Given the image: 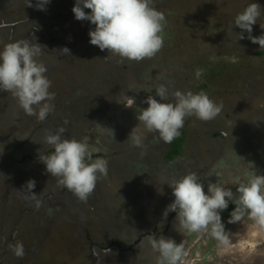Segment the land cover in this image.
<instances>
[{
  "label": "rangeland",
  "instance_id": "rangeland-1",
  "mask_svg": "<svg viewBox=\"0 0 264 264\" xmlns=\"http://www.w3.org/2000/svg\"><path fill=\"white\" fill-rule=\"evenodd\" d=\"M260 1L264 3V0ZM31 3L33 6L29 7L28 0H0V24L4 25V27H0V46L4 43L18 40H29L32 43L36 42L42 45L38 60L47 67L46 73H49L46 75L51 81L50 91L54 89V99L49 102L52 105V110L47 118L39 122H46L45 128L50 132H52L51 130L54 129V126V130L61 127L64 128L63 138L65 139L85 140L88 144L92 141V147L104 149L105 153L102 157L108 161L107 175L98 179L96 187L89 197L94 200L97 198L102 200V203H106L107 199L100 198L102 196L101 192H106L107 195H110L111 192H114L113 188L116 186L117 191L114 194V200L117 201L116 204L125 210V212L120 217V209L116 211L118 218L115 219L113 225V227L117 226V228H114V233L111 232L110 228L102 227L103 225L96 220L80 218L81 212L77 214V217L73 218V225L69 221L68 214L66 216L55 214L53 211V196L54 200L57 197H62L59 191H62L64 196L70 197L71 195L67 192V188L59 185L58 178L52 177L46 170L38 177L25 175L24 172L28 171L31 166H41V156L46 152L42 148H47L48 151L53 148L45 143V132L44 135L42 133L41 135H37L39 140L36 141V147L28 146L27 148V140L23 141L20 147L18 139L21 136H26L22 134L28 131L30 124L35 126L32 129L33 135L40 124L37 125L38 120L36 116H30L29 122L23 125L27 116L19 107L21 111L19 114H23L24 118L23 124L19 126L15 125L14 132L9 130L7 133L0 135V153H2L0 154V264H131L123 254V247L121 246V244L124 245L126 243V233L128 235L142 231L151 233L149 230L159 225L161 214H163L167 205L170 204L169 200L174 199L171 188L167 183L181 176L177 175L176 171L174 175H170V181L166 182L164 181L165 178H162L163 175L157 173L162 170V167L159 166L161 162L157 155V151L159 150H157V145L153 144L154 140L148 144L156 135L158 145L163 144L157 133L145 132L144 147L148 145L142 151V148L127 146V144L119 142L118 138L121 129L118 131L119 135H113V138L112 135H101L103 133L101 127L93 133L96 126V118L102 117V113L110 110L109 103L116 99V95L121 91L123 92L121 96L123 94L128 96L133 95L134 97L138 95L133 90V87L137 85H139L138 91L145 92L144 94L147 97L148 95L153 96L154 92H156V87L164 84L169 89L166 102H174L172 95L174 91L180 90L183 92L192 90L194 79L191 75L185 76L183 74L185 73L183 71L190 73L193 71L192 62L207 61L216 63L223 59V69L220 67V71L225 70L227 66L228 69L239 70L238 77L243 78L244 59L239 55L243 51L236 50V48L240 49L244 46L246 49H250L254 61L264 63V56L260 57L256 55V51L263 50L264 47L260 45L258 47L251 46V44L255 43L253 42L254 38H264V30L252 29L251 33L243 30L236 32L228 31L230 29L227 25L230 11H235L234 9H237L239 6L236 0H152V6L161 11L166 17L163 32V47L151 58H145L141 61H130L122 59L111 52L108 53L107 50H104L102 52L103 57H100L99 51L101 50H97V46L92 44L85 45L84 42H81L82 39L87 40L89 38L88 32L94 28V25H91L86 20L78 21L74 18V14L71 11L74 0H51L44 11L36 9V0H31ZM242 8L244 9L245 7ZM85 11L90 12L89 9H85ZM200 20H204L207 23L203 24ZM193 22L196 24L195 26ZM49 26L53 27L54 35ZM241 32L244 38L235 41L234 37L238 36L237 34ZM246 37L249 38L247 41H245ZM224 43L233 45V50L235 51L228 50ZM255 44L258 45V43ZM65 47H70V53L63 50ZM256 65L257 69L261 66V64ZM105 71L108 72L106 73ZM101 73H104L105 76H101ZM246 73L256 74V71L250 69L245 71ZM58 75L61 78H63V75L66 76L65 80L62 81L61 78H58ZM181 75L183 80L180 79ZM55 78H58L59 82L55 81ZM186 79L188 80L184 82ZM142 82L143 84H141ZM256 82L259 84V81ZM57 83H60L62 87L61 96V88L55 89L58 85ZM126 84H129L132 90H127L126 88L130 86ZM150 84L152 85L151 87H149ZM209 85H211L209 92L214 87L213 92L220 93L214 96V101L222 105V110L216 116V120L203 121L195 116L186 117V120L187 118L192 119V117L199 120L197 124L199 125V133L201 134L203 131L224 123L228 120V116H230L233 119L230 122L232 127L230 132L238 129L242 117V108L237 114L231 112L232 108L236 104L241 106L240 100L244 101L251 98L252 88H246L244 93L242 92L243 94L240 93L239 99H236L234 96H230L228 90L225 91L227 87L233 86L227 83L226 75L222 74L213 78ZM101 86L103 88L110 87L109 92L100 91L98 87ZM92 87H96L95 90L97 92L93 90L96 96H93L89 100L87 98L92 95L89 89ZM80 89L81 91L79 92ZM257 89L258 91L260 90L259 85H257ZM72 90L83 96H76L71 92ZM0 93L8 100H16L9 92L0 91ZM117 99L120 100V97ZM1 100L2 98H0ZM143 104L139 102L138 107L133 109L135 115L139 113L140 109L147 107ZM9 105L6 100H3V103L0 102V122L3 118L7 121L11 114L8 112L17 105V100ZM226 105L229 107V110ZM114 117H117V115H114ZM105 119L104 117L101 120L103 124H107ZM133 123L137 125L136 121H133L131 129L133 128ZM140 127L142 128L143 126L140 125ZM202 134L193 135L192 139L188 142V146L191 148L193 154V156L191 153L189 154L191 157L198 158L201 155L206 158L204 160L205 168L203 169L201 166L197 167L195 173L201 179L203 178L202 182L205 184V191H207L208 182H227L230 176H235V174H229L230 170L224 169L225 172L223 170H213L212 173H207L206 175V171L219 166L217 161H222L223 154L222 147L219 155L209 145L206 136ZM33 135L30 132L28 136L32 137ZM96 135H100L97 140L94 139ZM7 136L10 137V140ZM122 136L125 139L128 138V135ZM235 145L232 147H228L227 144L225 145L228 152L227 161L229 169L230 167H239L241 163V158L235 156L241 152L239 148H242V146L239 141H236ZM40 146L42 148H38ZM244 147L248 151V156L242 160L244 161L249 157L251 162V167L249 165L247 167L248 171L264 175V148L260 151L259 149L252 151L251 146L245 144ZM30 149L36 150V153L34 152L32 155ZM39 149L42 152H39ZM16 150H21L23 155L21 154L18 157ZM24 150H26L25 153H23ZM142 154L145 156L149 154L154 155L157 160L155 167L159 166V168L153 169V171H156L154 180L146 183H136L134 178L137 177L141 167L145 165L150 167L146 163V158L142 157ZM212 156L216 164L211 161ZM141 158L143 162H141ZM16 161L18 162L16 163ZM194 161L195 164H199L196 160H192V162ZM4 165L7 167V170L5 173H1ZM12 166H15L17 170L15 174H17L16 180L19 185L12 182L13 176L12 174L10 175L12 171L10 167ZM252 169H255V171ZM179 171L178 173L180 174ZM29 180L35 181V187L32 189V192L36 194L34 199L33 193L25 187L26 182ZM53 182L56 183L53 185ZM40 185L46 186L45 189L48 191L42 197L38 195V192L42 188ZM160 186L163 188L158 192L156 189ZM225 186L235 192V185L225 183ZM16 188L20 189V199L11 190ZM138 196H141L140 203L142 210L136 209L127 212L126 210L128 209L136 208L135 201ZM89 197L86 200L89 202L86 203L87 205L91 204ZM99 204L101 203H94L95 210ZM69 206L74 209L83 207V205H77L76 203H71ZM37 214H41V217ZM85 214H91L90 209L86 210ZM44 218L48 224L45 227L40 225L37 231L36 227L39 221ZM78 220L81 222H78ZM154 220L156 221L152 222ZM162 221H165V219L162 218ZM174 221L176 222V219ZM16 222H18L17 225ZM75 224L78 227L82 226V228L79 230L74 229ZM85 228L91 231L92 238H95L93 239L94 241L84 238ZM250 229H252L253 233H248ZM239 230L242 233L238 237L240 241L233 237L230 239L231 243L228 245H219L207 233L199 237L197 234L194 235V233L181 234L176 229L173 234L179 242H184L187 239L190 243L194 241V244L195 239L198 237V242H196L197 251L193 248L190 252L191 254L185 257L188 260L194 256L200 257L199 252L207 253V247L210 253L216 251V255L223 259L225 258V254L222 251L228 249L227 254L232 256L230 259L235 260L237 264H239V261H242L243 264L244 259L248 258L251 254L253 256L256 254L257 258L261 257L264 260V229L258 228L254 221H249L248 219H241L229 226H225V231L229 234H233ZM99 235L101 237L97 238ZM11 236L14 238V242L10 240ZM17 243H21L24 247L23 256H16L12 247H10ZM260 243L262 246L256 248ZM185 245L188 246L189 244ZM92 249L96 253H92L95 256L89 254L90 258L86 260L83 255ZM149 255L150 253H148L147 258ZM142 256H144L143 252Z\"/></svg>",
  "mask_w": 264,
  "mask_h": 264
},
{
  "label": "clouds",
  "instance_id": "clouds-1",
  "mask_svg": "<svg viewBox=\"0 0 264 264\" xmlns=\"http://www.w3.org/2000/svg\"><path fill=\"white\" fill-rule=\"evenodd\" d=\"M236 1L239 6L237 9H234V12L236 13L229 14L227 25L228 28L237 26L241 30L229 29L228 31L236 32L243 30L251 33L252 29L264 30V26L259 24L264 22V3L260 0H245L243 3H241L242 0ZM50 2L51 0H36L35 7L37 10L44 11ZM28 6H33L31 0H28ZM240 7L245 8L242 11H237ZM85 9H89L90 12H86ZM71 11L76 20H86L91 25H94V28L90 29L88 32L90 38L89 42L90 44L97 46L101 51L107 50L108 53L111 52L122 59L130 61H141L145 58L155 56L163 47V32L166 17L161 11H158L152 6V0H74V5ZM232 19L234 20L233 23ZM200 21L203 24L207 23L204 20ZM193 25L195 26L196 24L193 22ZM0 27H4V25L0 24ZM49 29L54 35L55 32L53 27L49 26ZM237 35L238 36L234 37L235 41L244 38L242 32ZM248 39L249 38L246 37L245 41ZM253 42L258 43V45L255 43L251 44L253 47H258L259 45L264 47V38H254ZM226 45L228 46V50L235 51L233 50V45L228 43H226ZM41 46L42 45L39 43H32L29 40L8 42L0 46V91L11 93L18 101L19 107L27 115L37 117V125H40H38L37 129L34 131L35 136L32 133V129L35 126L30 124L28 131L31 132L33 136L29 137L26 135L25 137H19V145L21 147V143L27 140V148L28 146L36 147V141L39 140L37 135H41V133L44 135L45 132L46 136L44 137V141L53 149L48 151L47 148H42L41 146L38 147L42 148L43 151H46L45 154L41 156V166H35L36 168L31 166L28 171L34 173L36 176H40L42 172L46 170V172L52 177L58 178L60 186L67 188V192L70 193L71 196H63L62 199L56 200L52 199V202L54 203L53 211L58 216H66V214H68L69 221L73 225V218L77 217L79 212H81L80 218L89 219L90 216L98 215L108 205L112 206L115 211L121 207L117 205V201L114 200V194L117 191L116 186L113 188L114 192H111L110 195H107L106 192L102 193L100 191L102 195L100 198L107 199L106 203H102V200L97 198L94 200L89 197L94 191L98 179L107 175L108 161L102 157L105 153L104 149L99 150L92 147V143L89 145L85 140L65 139L63 138V133L65 132L64 128L61 127L55 130L56 132H50L45 128L46 122H39L44 121L47 118L52 110V105L49 102L54 99V90L52 89V92L50 91L51 82L46 76L47 67L38 60V57L41 54ZM63 50L69 53V49L66 47L63 48ZM236 50L243 51L239 54L241 58L244 57V55L249 56L252 59V63L261 64L259 69L264 70V63L255 62L254 57H252L250 53V49L248 50L243 46L240 49L236 48ZM261 51L262 53H260ZM263 53L264 49L256 51V55L260 57L264 56ZM243 65L244 67H247L251 64L244 59ZM257 72L258 71H256V73ZM202 75L203 71L197 69L194 72V79L199 80ZM101 76H103L102 73ZM63 77L64 81L65 76L63 75ZM95 88L96 87H92V90L89 89V92H97ZM98 88H100V91L104 92H109L110 89V87L103 88L102 86ZM121 93L123 92L121 91L116 95L117 98L120 97V100L116 98L109 103L110 110L102 113L103 118L108 117L105 116L106 113H109L112 116L117 112L119 115L126 114V116L128 114H134L133 109L136 108L134 103L135 100L140 102V94L134 97L133 95L128 96L126 94L121 96ZM74 94L76 96H83L78 92H74ZM168 94L169 89L164 84H160L156 87L155 96L148 95L146 97V95H144L142 99L147 107L140 109L139 113L136 115V123L137 121L138 123L137 125L133 123V128L129 132L128 138L125 139V141L121 134H127L126 130L121 131L120 135L118 131H111V133H109L107 132L108 124H104L102 127L103 133L101 135H112V138L113 135H119L118 140L120 143H125L127 146L131 147L142 148L143 151L152 140H154V145H157V147L159 146L156 135L154 139H151L144 147L143 141L145 139V132H155L163 142L171 143L179 136V130L184 126L186 117L195 116L200 120L208 121L214 119L222 110V105L217 104L203 91L194 93L191 90L183 92L176 90L172 93L174 102H166ZM156 97H158L159 100H157ZM241 108L242 117L238 129L230 132V129H232L230 122L233 121V119L228 116V120L222 124L224 128L223 131H226L225 133H228L230 137H224L222 139H224L223 141L230 143L232 146H236L235 142L239 141L242 146V148H239L241 149L240 154H244L247 152L244 145L251 146V143L259 137L254 126L257 117H264V101L255 109L245 107L242 104L241 106L236 104L231 112L237 114ZM227 109L229 110V107H227ZM125 119L127 124L129 120H131V123L133 122L128 116ZM140 125L143 127L141 128ZM197 126L199 127L198 124ZM128 127L131 128V124ZM47 131L49 132L46 133ZM205 132L206 131H203L202 135H205ZM99 136L100 135H96L94 139L97 140ZM205 136L208 142L213 141L210 135ZM7 138L9 137L7 136ZM121 138H123V141H121ZM260 147H263V142L260 143ZM42 150L39 149V152H42ZM25 151L26 150H24L23 153H25ZM35 151L36 150L30 149L31 154ZM21 152V150H16L18 157L21 156ZM47 153H49V155ZM93 155L97 156L93 158ZM149 155L150 157H153L146 162L150 167H147L146 165L141 167L137 177L134 178V181L136 183H146L150 180H154L153 178L156 171H153V169H157L159 166L162 167V170L157 173L162 174V178L168 177L170 179V175H174L177 171L176 174L181 177L173 179L170 183H167L171 188L174 199L167 205L162 214L163 217L166 218L169 212L175 213L177 223L173 218L169 233L164 235H161V232L164 229L160 231L159 235H157L155 229H153L154 227L150 231L153 233V236L151 237L143 236L146 234L145 231L131 234L129 236V241L126 240L124 245L121 244V246L127 250V253L124 255L129 259V262L134 261L136 258L142 259V256L139 258L137 254L138 252L144 251L146 264L150 258L153 261V252H156L157 254V264H188L191 260H194L195 264H199L203 259L205 252H199L200 257L194 256L189 260L188 258H185L191 254L190 252L193 248L196 250L198 237L195 239V244L194 241L191 242V250L190 252H187L183 243L177 244L174 241L176 238H173V232L177 229L181 233H194L199 237H202L200 235L207 233L210 234L219 245L230 244L231 240L229 233L225 231V226L221 219V212L228 208L230 202L235 205L230 214V223L233 224L234 222H238L243 216L247 215L249 219L255 222L258 228L264 229V175L248 171V165L251 167L249 157L244 160L245 163H242L241 167L230 168L229 174L234 173L235 176H230L227 182H208L207 191H205V184L193 171L194 169L190 170L186 168L185 165L180 168L174 166V169H172L166 165L165 162H161L158 167H155L157 160L154 155ZM163 155L164 151L159 155V159H161ZM147 156L148 155L145 156L142 154V157ZM141 162H143L142 158ZM225 162L226 164H223L220 167V170H223V172H225L224 169L228 168V161L225 160ZM54 183L56 182H53V185ZM225 183L235 185V192L231 188L226 187ZM25 187L33 193L32 189L35 187V181H27ZM160 189H162L161 186L157 188L158 192ZM14 193H16V196L20 199V189H16V192ZM35 196L36 194L33 193V199ZM88 197L91 199L89 200L91 204L87 205L86 203H89L86 201ZM76 199L79 200V203H76L77 205H83L80 209H74L69 206L71 203H75ZM59 200L62 201L61 204H58ZM96 202H100L101 204L97 205V209L95 210L94 203ZM135 206L136 208L128 209L126 211L128 212L136 209L142 210L140 200L138 203L135 201ZM88 209H90L91 214H85V211ZM96 211L97 213L94 214ZM120 211V217H122L125 210L122 209ZM58 212L62 214H59ZM37 215L41 217V214ZM79 221L80 220H78V222ZM46 222L47 220L45 218L40 220L36 230L38 231L40 225L45 227L48 224V222ZM114 222L115 219H110L100 223L103 225L102 227H108L111 232L114 233V228H117V226L113 227ZM75 225L74 229L79 230L82 228V226L78 227L77 224ZM100 230L104 232L102 229ZM85 231L88 232L89 229L85 228ZM240 235H242V233ZM261 246L262 244L260 243L256 248ZM10 247H12L16 256H23L24 247L21 243H17ZM133 252H135L134 255H136V257L133 258V260H130L129 256ZM150 252L151 256L145 258V255ZM207 253L210 252L207 250ZM213 253L217 252L214 251ZM255 255L253 256L251 254L245 260L249 259L252 263L254 259H257V255ZM254 264H256V262Z\"/></svg>",
  "mask_w": 264,
  "mask_h": 264
},
{
  "label": "trees",
  "instance_id": "trees-1",
  "mask_svg": "<svg viewBox=\"0 0 264 264\" xmlns=\"http://www.w3.org/2000/svg\"><path fill=\"white\" fill-rule=\"evenodd\" d=\"M244 1L245 0H242L241 3H243ZM242 10H243V8L240 7L237 11H242ZM232 13H236V12H234V11L233 12H230V14H232ZM233 21L234 20L232 19V23H233ZM199 23H201V22L199 21ZM259 24H261V25L264 26V22H261ZM230 30H241V29L236 26V27L230 28ZM224 44H225V47L228 49V46L226 45V43H224ZM263 55H264V53H263ZM242 58L243 59H246L251 64V65H249L247 67H244V74H243L244 76H243V78L238 77L239 70L228 69L227 66L225 67V70L220 71L221 70L220 67L222 68V64H224V61L221 58H220L221 61L220 62H216V63H210V62H207V61H202V62L200 61L199 63L198 62H192L191 64H192L193 71L191 73L190 72H187V71H183V72H185L183 74H185V76L191 75V77L194 79V72L197 69H201L203 71V75L200 77L199 80H197V79H194L193 80V82H192V90L191 91H193L194 93H198V92L203 91L213 101H214V96H217L220 93L213 92V88L214 87H212V91L209 92V89H210V86H211V85H209V83L212 82V79L213 78H216L217 76H220L222 74L223 75H226L227 83L233 85V86L227 87L225 89V91L228 90V93H231L230 96H234L236 99H239L240 93H242V92L244 93V91H245L246 88H252V97L249 98L248 100H244V101L240 100V101H241V104L243 106L249 107L251 109H255V108H257L259 106V104L261 102L264 101V70H260L259 69L260 67L257 69L256 68L257 65L254 64V63H252V59L249 56L244 55V57H242ZM213 65H216V66H213ZM170 67H171V65H170ZM250 69L253 70V71H258V72L256 74H249V73H246L245 74V71H248ZM234 72H236V73H234ZM180 79L183 80L182 75L180 76ZM187 80L188 79L184 80V82L187 81ZM256 81H259V84H257ZM147 82H149V81H147ZM184 82H182V83H184ZM141 84H143V82ZM257 85H259V89H260L259 91L257 89ZM138 86L139 85L133 87V90L134 91L139 90ZM129 89L132 90V87L130 86ZM152 89H154V88H152ZM61 91H62V89H61ZM51 92H52V90H51ZM155 95H156V92H154V95L153 96H155ZM156 99L159 100L157 97H156ZM241 99H242V95H241ZM143 105H145V107L147 106L145 103ZM225 130H226V128H225ZM214 131L215 132L213 134L211 133V135H210L211 138L213 139V141H209V145L211 147H213L217 151V153H220L221 152V147H222V154H225L226 157H227L228 156V152H227V149H226L225 145L227 144L228 147H232V145L230 143H227L225 141H222V136L220 135V131H217V130H214ZM223 132H226V131H223ZM262 134H264V132L261 133V135ZM192 137L193 136L187 135L186 130H185V126H183L179 130V136L177 138H175L171 143H165V142H163V144H161V145H159L157 147V150H159V151H157V155L158 156L164 151L163 157L161 159H159L160 162H165L167 164V163H169L168 160H172L173 162L170 163V164H173V167H171L172 169H174V166H178L180 168L183 165H185L186 168H188L190 170L194 169L193 170L194 172L196 171V168L197 167H200V166L203 167V169H204L205 166H206L205 165V162H204V160L206 159L205 157H202L200 155V156H198V158H194V157H191L189 155L190 153L192 154V151H191V148H189V146H188V142H189L190 139H192ZM262 142H263V147H264V138L262 139ZM47 154L49 155V153H47ZM96 156L97 155H93V158H95ZM187 156H188V158H187ZM192 156H193V154H192ZM192 160H196L200 165L199 164H195V161L192 162ZM211 161L216 164V161L213 159V156H212V160ZM17 162L18 161H16V163ZM10 168L12 170L10 172V175L12 174V176H13V178L15 180V178H17V174H15L16 168H15V166H12ZM6 170H7V167L4 165L2 167L1 173H5ZM15 183H16V181H15ZM16 189H11V190H13V192H16ZM59 194L62 197H57L56 199H62L63 198L64 193L63 192H59ZM16 195L17 194L15 193V196ZM52 199H54V196H53ZM61 202L62 201L59 200L58 201V204H61ZM234 207H235V205L231 203L228 206L227 209H225V210H223L221 212L222 216L226 217V215L228 214V211L232 212V210L234 209ZM173 216H174V213H173ZM174 218H175V216H174ZM120 220H122V219L120 218ZM17 223L18 222H16V225H17ZM170 229H171V223H167V226L161 232V235H164L166 233H169ZM75 234L77 235L76 232H75ZM129 236L130 235H128L126 233L125 238L128 241H129ZM143 236H145V237H149L150 236L151 237V236H153V233H146ZM10 240H12L13 242L15 241L14 238H12V236L10 237ZM93 250L94 249L89 250V251H87L83 255L86 260L90 257L89 254ZM122 252H123V254H126L127 253V250L123 248L122 249ZM134 254H135V252H133L129 256L130 257V260H133V258L136 257V255H134ZM155 254H156V252H153L152 253L153 256H155Z\"/></svg>",
  "mask_w": 264,
  "mask_h": 264
},
{
  "label": "flooded vegetation",
  "instance_id": "flooded-vegetation-1",
  "mask_svg": "<svg viewBox=\"0 0 264 264\" xmlns=\"http://www.w3.org/2000/svg\"><path fill=\"white\" fill-rule=\"evenodd\" d=\"M83 37H84V35H83ZM89 38H87V40H85V39H82L81 40V42H84L85 43V45H89L90 44V42H89V40H88ZM67 49H70V47H66ZM97 50H99V48H97ZM102 52L103 51H99V53H100V57H103V55H102ZM69 53H70V51H69ZM55 69V68H54ZM56 71H58V70H56ZM106 73L108 72V71H105ZM49 73V72H48ZM48 73H46V74H48ZM102 75L103 76H105V74L104 73H102ZM47 76V75H46ZM58 78H61L60 77V75H58ZM58 78H55L56 80L55 81H58L59 82V80H57ZM64 78V77H63ZM63 78H61V80L63 81ZM65 78H66V76H65ZM51 82V81H50ZM58 84V83H57ZM126 85H128V86H130L129 84H126ZM152 85H149V87H151ZM59 88H61L62 89V87L60 86V83L55 87V89H59ZM127 90H129V87H127L126 88ZM54 90V89H53ZM72 93H74L73 92V90L71 91ZM137 92V94H140L139 96H141L140 97V102L141 103H143V97H144V95H146V94H144L145 92H143V91H136ZM53 93H54V91H53ZM229 94H231V93H229ZM62 95V91H61V93H60V96ZM93 96H96V93H92V95H91V97H93ZM91 97H88L87 99H89L90 100V98ZM0 98H2V100L0 101V102H2L3 103V100H6L10 105L11 104H13L16 100L14 99V100H12V99H7L4 95H2L1 93H0ZM9 105V106H10ZM60 106V105H59ZM8 113H11L10 115H9V117H8V119H7V121H5L4 120V118L1 120V122H0V135H3L4 133H7V131H15V125L16 126H19V125H22L23 124V120H24V118H23V114H19V113H21V111H20V108H19V104H18V101H17V105L11 110V111H9ZM25 115L27 116V118H26V120H25V122H24V124L23 125H25L26 123H28L29 122V120H30V116L29 115H27L26 113H25ZM214 120H216V117L214 118ZM198 121L199 120H196L195 118H193L192 117V119H190V118H187V120H186V118H185V122H184V126H185V130H186V133H187V135H190V136H193V135H201L200 133H199V127L197 126V123H198ZM224 124V123H223ZM223 124L222 123H220V125H219V127L218 126H215L214 128H212V129H209V130H207L206 132H205V135H211V133L213 134L215 131L214 130H217V131H220V135L222 136V138H224V137H227V138H229L230 136H229V134L228 133H225V132H223ZM264 117H257V120H256V122H255V126H254V128H255V130H256V133L258 134V135H260L254 142H252L251 143V149H252V151H257V149H259V151L260 150H262L264 147H260V143L262 142V139L264 138V134H262L261 135V133H263L264 132ZM226 128V127H225ZM52 132H55V130L53 129V130H51ZM49 131H47L46 133H48ZM10 135H16V134H10ZM22 135H30V132L29 131H27L26 133H24V134H22ZM32 135V134H31ZM225 135V136H224ZM10 138V137H9ZM8 138V139H9ZM10 140V139H9ZM224 139H222V141H223ZM6 149V148H5ZM219 155H220V153H218ZM248 155V151L246 152V153H244V154H240V153H238V155H236V157H240L241 158V160H240V162H242V163H245L242 159H244L246 156ZM222 161L220 162V161H217V164H219V166L218 167H216V168H212V169H210L211 170V172H209V171H206V175H207V173H212L213 172V170H220V167L223 165V164H226V162H225V160L227 161V157H226V155L225 154H223V159H221ZM224 161V162H223ZM168 162L169 163H167L166 165H168L169 167H173V164H170L171 162H173L172 160H168ZM261 163V162H260ZM263 165V164H262ZM257 169V168H256ZM16 171V170H15ZM253 171H255V169L253 170ZM256 171H259V170H256ZM25 173V175H32V176H34V177H38V176H36L34 173H30V171H27V172H24ZM203 179V178H202ZM14 181H16V183H18V181L16 180V178H15V180H14V178H13V183H14ZM165 181L166 182H169L170 181V179L168 178V177H165ZM18 185H19V183H18ZM42 188L40 189V191L38 192V195H39V197H41L44 193H47L48 191L45 189V187L43 186V185H40ZM163 188V187H162ZM157 190V189H156ZM162 189H160V191H161ZM169 202L171 203L172 202V199L171 200H169ZM231 204V202L229 203V205ZM230 214H231V212L230 211H228V214L226 215V217H224V216H222V214H221V219H222V223L224 224V226H229V225H231L232 223H230L229 222V220H230ZM174 216H175V213H174ZM174 216H173V212H169L168 213V215H167V217L166 218H164L163 217V215L161 214V219H159L160 220V223H159V225H157V226H155L153 229H155V232L157 233V235H159L160 234V231H162L164 228H166V226H167V221H168V223H171L172 222V220H173V218H174ZM162 218L163 219H165V221H162ZM89 219H94V220H96V221H98V222H103L104 221V219H101V218H99V217H95V216H90L89 217ZM243 219H248L249 221H253V220H251V219H249V217L247 216V215H245V216H243V218H242V220ZM156 220H154V221H152V222H155ZM161 224H163V225H161ZM152 225V224H151ZM231 229V228H230ZM151 230H149V232H150ZM248 233H253L252 232V229H250V230H248ZM240 234H241V232H240V230L238 231V232H235V233H233V234H229V236H230V239L231 238H235V239H238V237L240 236ZM195 235V234H194ZM239 240V239H238ZM240 241V240H239ZM208 249H206V251H207ZM92 253H94V254H96L95 253V251L93 250L92 252H90V254H92ZM143 253L145 254V252L143 251ZM222 253H224L225 255L228 253V249L226 250V251H222ZM94 254H92V255H94ZM95 256V255H94ZM90 258V257H89ZM257 260H258V258L257 259H254V261L251 263V261H249V263L248 264H254L255 262H256V264H264V260H262L260 257H259V260H260V262L258 261L257 262ZM233 262H235V261H233ZM247 262H248V259L247 260H245L244 259V261H243V264H247ZM131 264H146V262H145V259H144V256H142V259H138V258H136L134 261H132V262H130ZM236 263V262H235ZM125 264V263H124ZM239 264H242V261H239Z\"/></svg>",
  "mask_w": 264,
  "mask_h": 264
},
{
  "label": "water",
  "instance_id": "water-1",
  "mask_svg": "<svg viewBox=\"0 0 264 264\" xmlns=\"http://www.w3.org/2000/svg\"><path fill=\"white\" fill-rule=\"evenodd\" d=\"M139 102H137L136 100H135V103H134V106L135 107H138V104ZM144 103V102H143ZM115 115H117V117H114V116H112V115H110L109 113H106L105 114V116H108V117H105L106 119H105V122L108 124V126H107V132H109V133H111V131H119L120 129H121V131L122 130H126V132H127V134H129V132L131 131V128L130 127H128V126H130V124H131V120H129V122H128V124L126 123V117L128 116V118H130V119H132L133 121H136L137 119H136V115L135 114H128L127 116H126V114L125 115H119V113L117 112V113H115ZM101 120H103V117H98V118H96V126H95V130H94V132L93 133H95L96 132V130L97 129H99V127H103L104 126V124H103V122L101 121ZM101 124V125H100ZM126 127V128H125ZM125 128V129H124ZM92 133V134H93ZM94 140V139H93ZM121 141H123V138H121ZM124 141H125V138H124ZM92 143V141L89 143V144H91ZM102 148H100L99 150H101ZM229 166V165H228ZM242 166V162L240 163V165H239V167H241ZM231 168V167H230ZM227 170L229 171L230 169L229 168H227ZM75 203H79V200L78 199H76L75 200ZM181 234H183V233H181ZM186 235V234H185ZM179 236V235H178ZM173 238H176V240H174L177 244H179V243H183L184 244V246H185V249L187 250V252H190V250H191V243H190V241L189 240H187V239H185L186 241H184V242H179L178 240H177V237H175V236H173ZM185 244H189L188 246H186ZM153 252V251H152ZM150 254H151V252H150ZM138 257L140 258L141 256H142V252H138ZM147 255L148 254H146L145 255V258H147ZM227 255V257H225L224 259L222 258V257H220V256H217L216 255V253H205L204 254V256H203V259L201 260V262L199 263V264H237V263H235V262H233V261H235V260H232V259H230L232 256H229V254H226ZM236 255V254H235ZM149 256H151V255H149ZM129 259L127 258V261H128ZM230 260V261H229ZM147 264H157V254H155V256H154V259H153V261L151 260V258L148 260V262H147ZM188 264H195L194 263V260H191V261H189L188 262Z\"/></svg>",
  "mask_w": 264,
  "mask_h": 264
},
{
  "label": "crops",
  "instance_id": "crops-1",
  "mask_svg": "<svg viewBox=\"0 0 264 264\" xmlns=\"http://www.w3.org/2000/svg\"><path fill=\"white\" fill-rule=\"evenodd\" d=\"M121 135H128V134L122 133ZM145 158H146V162H148V160L149 159H152L153 157L152 156L150 157V155H148ZM144 171H146V170H144ZM139 200H140V196H138L136 198L137 203H138ZM120 210H122V208H120ZM95 217H99V218L104 219V221H108L110 219H116V218H118V213L115 211V209L112 206L108 205L98 215H95ZM83 236H84L85 239H88V238H89V240L92 239V241H94L93 239H95V238H92L91 231L90 230L88 232H85ZM100 237H101L100 235H99V237L97 236V238H100ZM257 261L260 262L259 259Z\"/></svg>",
  "mask_w": 264,
  "mask_h": 264
}]
</instances>
